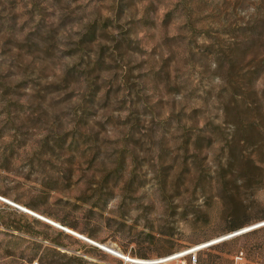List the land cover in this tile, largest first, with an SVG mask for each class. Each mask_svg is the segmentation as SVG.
<instances>
[{"label":"rangeland","instance_id":"obj_1","mask_svg":"<svg viewBox=\"0 0 264 264\" xmlns=\"http://www.w3.org/2000/svg\"><path fill=\"white\" fill-rule=\"evenodd\" d=\"M193 247L264 264V0H0V264Z\"/></svg>","mask_w":264,"mask_h":264},{"label":"built area","instance_id":"obj_2","mask_svg":"<svg viewBox=\"0 0 264 264\" xmlns=\"http://www.w3.org/2000/svg\"><path fill=\"white\" fill-rule=\"evenodd\" d=\"M198 247V246H197ZM205 246L204 248H206ZM203 249V248H202ZM202 249H196V247H193L187 251H183L181 253H176L173 255H170L168 257L151 260V261H142L141 263H136L131 259H125L133 264H167L171 261L177 260L179 263L183 264L185 261V258L188 260L189 264H196L197 262V253ZM234 264H243L244 261V254L242 251L235 254L233 257Z\"/></svg>","mask_w":264,"mask_h":264},{"label":"bare ground","instance_id":"obj_3","mask_svg":"<svg viewBox=\"0 0 264 264\" xmlns=\"http://www.w3.org/2000/svg\"><path fill=\"white\" fill-rule=\"evenodd\" d=\"M96 246H98V245H96ZM103 249V248H102ZM103 250H106V252H108V253H110V254H114L113 252H111L110 250H107V249H103ZM120 258H122V259H131V258H129V257H124V256H122V257H120ZM131 260H133L134 262H136V263H140V261H138V260H135V259H131Z\"/></svg>","mask_w":264,"mask_h":264},{"label":"trees","instance_id":"obj_4","mask_svg":"<svg viewBox=\"0 0 264 264\" xmlns=\"http://www.w3.org/2000/svg\"><path fill=\"white\" fill-rule=\"evenodd\" d=\"M137 256H140V257H145V255H141V254H137Z\"/></svg>","mask_w":264,"mask_h":264},{"label":"water","instance_id":"obj_5","mask_svg":"<svg viewBox=\"0 0 264 264\" xmlns=\"http://www.w3.org/2000/svg\"><path fill=\"white\" fill-rule=\"evenodd\" d=\"M102 249V248H101ZM103 250V249H102Z\"/></svg>","mask_w":264,"mask_h":264}]
</instances>
